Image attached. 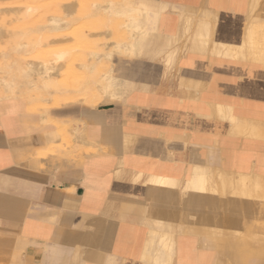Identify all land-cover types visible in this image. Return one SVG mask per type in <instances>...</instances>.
I'll list each match as a JSON object with an SVG mask.
<instances>
[{"label":"crops","instance_id":"crops-1","mask_svg":"<svg viewBox=\"0 0 264 264\" xmlns=\"http://www.w3.org/2000/svg\"><path fill=\"white\" fill-rule=\"evenodd\" d=\"M134 1L153 14V30L144 28L146 45L112 54V97L0 108V264L226 257L227 238L207 240L201 220L250 203L224 204L187 179L213 185L220 173L210 170L264 178L263 130L253 125L264 122V64L228 53L250 19L264 21V0Z\"/></svg>","mask_w":264,"mask_h":264},{"label":"rangeland","instance_id":"rangeland-1","mask_svg":"<svg viewBox=\"0 0 264 264\" xmlns=\"http://www.w3.org/2000/svg\"><path fill=\"white\" fill-rule=\"evenodd\" d=\"M129 1L0 0V108L6 105L11 109H17L21 99L26 100L27 108L32 112L47 111L51 107L78 101L94 105L100 100L98 97L103 92L99 86L103 77L107 78L108 91L113 96L115 77L111 73L110 66L112 54L130 53L137 49L136 46L139 48L140 45H146L148 42V35L143 26V13L137 14L133 11ZM30 6L36 9L34 11L27 9ZM139 27L141 29L137 30ZM246 30L251 31L253 37L256 35L255 38L260 42L264 40V21H256L252 18L248 21ZM38 39L40 42L37 45ZM59 50L69 52L67 59L52 67L54 70L52 68L45 70L41 64H48L52 54ZM229 50L230 56L238 57L233 47ZM24 67L28 69L24 70ZM243 123L250 133L251 124L247 126L245 122ZM261 178L254 179L260 181ZM253 186L250 187L252 191L247 193L248 199H243L244 203L251 204H249L250 209H246L243 213L247 220L241 216L234 221L247 222L246 228L260 225L263 228L264 211H256L255 204L262 201L264 205V184H260L258 186L260 188L257 187L259 190ZM232 194L235 197L240 195L238 191ZM225 216L231 217L228 213ZM236 244L242 247L239 241ZM262 259L264 264V255Z\"/></svg>","mask_w":264,"mask_h":264},{"label":"bare ground","instance_id":"bare-ground-1","mask_svg":"<svg viewBox=\"0 0 264 264\" xmlns=\"http://www.w3.org/2000/svg\"><path fill=\"white\" fill-rule=\"evenodd\" d=\"M27 1V0H26ZM29 1V0H28ZM129 1V0H128ZM43 2V1H42ZM131 2V9L133 11H135L137 14L139 12H141V14L144 12L145 13V19H144V28L145 29H149V30H153V14H150V11H148V8L145 7L144 9H140L138 6H136L135 1L131 0L129 1ZM140 2V1H139ZM147 2V1H146ZM149 2V1H148ZM30 3V2H29ZM64 3V2H63ZM28 4V3H27ZM123 4V3H122ZM147 5V4H146ZM148 5H150L148 3ZM28 6V5H27ZM15 7V6H14ZM113 7V6H112ZM62 8V7H61ZM119 8V7H118ZM128 8V7H126ZM125 8V9H126ZM3 9V8H2ZM13 9V8H12ZM18 9V8H17ZM29 10H35L36 8H32V6H30L29 8H27ZM93 9V8H92ZM113 9V8H112ZM111 9V10H112ZM123 9V8H122ZM130 9V10H131ZM6 10V9H5ZM20 10V9H19ZM118 10V9H117ZM16 11V10H15ZM28 11V10H27ZM122 11V10H121ZM124 11V10H123ZM122 11V12H123ZM127 11V10H126ZM132 11V13H133ZM8 12V11H7ZM58 12V11H57ZM115 12V11H114ZM120 12V10H119ZM125 12V11H124ZM131 12V11H130ZM16 13V12H15ZM19 14V13H18ZM29 14V13H28ZM87 14V13H86ZM127 14V13H126ZM135 14V13H134ZM14 15V14H13ZM143 15V14H142ZM47 16V14H46ZM49 16V15H48ZM140 16V15H139ZM77 18V17H76ZM142 18V17H140ZM35 21V20H34ZM139 22V21H138ZM40 23V22H39ZM111 24V23H110ZM137 25V24H136ZM18 27V26H17ZM21 27V26H20ZM1 28V26H0ZM3 28V27H2ZM135 28V27H134ZM35 29V28H34ZM141 28L139 27L140 30ZM136 30V28H135ZM134 30V31H135ZM260 30V29H258ZM255 31V30H254ZM145 32V31H144ZM143 32V33H144ZM140 33V32H139ZM256 34V33H255ZM148 35V34H147ZM40 36V35H39ZM63 36V35H62ZM67 36V35H66ZM260 36V35H259ZM150 37V36H149ZM256 37V35H255ZM255 37H253V33L251 31L246 30L245 31V35H244V39L243 42L241 43V45L233 47V50L235 51V54L238 55L237 58H242V59H249L251 60L252 63H263L264 64V40H261V42L256 39ZM61 38V37H60ZM148 38V37H147ZM84 39V38H83ZM82 39V40H83ZM40 39H38L37 45L40 42ZM145 41V40H144ZM263 41V42H262ZM36 42L34 43L36 45ZM42 42V41H41ZM149 42V41H148ZM134 43V42H133ZM145 43V42H144ZM47 44V43H46ZM19 45V44H18ZM235 46V45H234ZM140 47V46H139ZM32 48V47H31ZM136 48H138L136 46ZM11 51V50H10ZM230 51V50H229ZM232 51V50H231ZM42 54V53H41ZM69 52L67 50H59L56 51L52 54V59H50V61L45 64H41L44 66L45 70H48L49 68H52L58 64H60L61 62L65 61L68 57ZM233 55V54H232ZM257 61V62H256ZM67 62V61H66ZM41 63V62H40ZM18 64V63H16ZM28 64V63H26ZM39 64V62H38ZM87 64V62H86ZM95 64V63H94ZM93 64V66H94ZM2 65V64H1ZM40 65V64H39ZM48 65V66H47ZM262 65V64H261ZM17 66V65H15ZM20 66V65H19ZM29 66V65H28ZM38 66V65H37ZM61 66V65H59ZM86 66V65H85ZM18 67V66H17ZM23 68V67H22ZM87 68V67H86ZM89 68V67H88ZM28 69L27 67H24V70ZM16 70V69H15ZM19 70V69H17ZM52 70H54L52 68ZM123 70V69H122ZM57 71V70H56ZM55 71V72H56ZM11 72V71H10ZM52 72V71H51ZM54 72V74H56ZM41 73V72H40ZM49 73V72H48ZM107 73V72H106ZM112 73V72H111ZM23 74V73H22ZM108 74V73H107ZM122 74V73H121ZM126 74V73H124ZM130 74V73H129ZM46 75V74H45ZM51 75V74H48ZM47 75V76H48ZM109 75V74H108ZM10 76V75H9ZM13 76V75H12ZM20 76V75H19ZM18 76V77H19ZM52 76V75H51ZM103 76V75H102ZM101 76V77H102ZM49 77V76H48ZM113 77V76H112ZM50 78V77H49ZM9 79V78H8ZM16 80V79H15ZM80 80V79H79ZM5 81V80H4ZM9 81V80H8ZM12 81V80H11ZM19 81V79H18ZM84 81V80H83ZM94 81V80H93ZM3 82V81H2ZM14 82V81H12ZM25 82V81H24ZM71 82V81H70ZM8 83V82H7ZM80 83V82H79ZM110 83V82H109ZM4 84V83H3ZM9 84V83H8ZM21 84V83H20ZM49 84V83H48ZM82 84V82H81ZM94 84V83H93ZM96 84V83H95ZM113 84V83H112ZM10 85H12L10 83ZM26 85V83L24 84ZM46 85V84H45ZM72 85V84H71ZM84 85V84H83ZM21 86V85H20ZM57 86V85H56ZM97 86V85H96ZM100 88L103 90L101 96L98 97V99H100L99 101H101L102 99H106V98H110L112 97V95L109 93L108 91V84H107V78L103 77V79L100 81ZM9 87V86H7ZM48 87V86H47ZM81 87V86H79ZM62 88V87H59ZM68 88V87H66ZM11 89V88H10ZM9 89V90H10ZM20 89V88H19ZM24 89V88H23ZM65 88H63L64 90ZM71 89V88H70ZM78 89V86L77 88ZM76 89H72L73 91ZM99 89V88H98ZM18 90V89H17ZM28 90V89H27ZM45 90V89H44ZM43 90V91H44ZM61 90V89H60ZM8 91V90H7ZM57 91V90H56ZM100 91V90H99ZM98 91V93H99ZM111 91V90H110ZM9 92V91H8ZM11 92V91H10ZM22 92V91H21ZM16 93V92H15ZM41 95V94H39ZM8 97V96H7ZM32 98V97H31ZM95 98V97H94ZM97 99V100H98ZM35 99H32V101ZM26 101V100H25ZM74 101V100H73ZM98 101V102H99ZM69 102V101H68ZM108 102V101H107ZM66 103V102H65ZM74 103V102H72ZM53 105V104H52ZM56 106V105H54ZM215 107V106H214ZM223 107V106H222ZM30 109V108H29ZM31 110V109H30ZM37 110V109H35ZM34 111V109H33ZM230 111V110H229ZM230 114V113H229ZM215 118V117H214ZM262 121V120H261ZM260 125L262 127L263 131H260L263 133L264 136V122L263 123H259V122H253V125ZM260 129V127H258ZM257 129V128H256ZM258 130V129H257ZM257 132V131H256ZM259 132V133H260ZM261 133V134H262ZM257 136V134H256ZM212 172V173H211ZM214 172H219L220 174L215 178L213 176H211L212 178L215 179L214 184L210 185L208 177L204 176V175H200V174H196V175H192L191 178L187 179V188L190 189H197L203 192H210L212 194H216L220 197L221 202L226 204L229 203L231 201H233V199L235 200V198H239V199H248V195L247 193L252 191L250 187H253L258 189L257 187L260 184H264V179L261 178L260 181L255 180L252 176H250V174H240V173H223L219 170L216 171H211L210 170V174H215ZM208 175V174H207ZM210 176V175H209ZM216 176V174H215ZM158 181H160L161 184L163 183H167L168 179H164V178H156L154 177L153 182L157 183ZM259 190V189H258ZM234 191H238L240 193V195L238 197L233 196V192ZM257 199H260L259 197H257ZM219 200V199H218ZM219 204H221L218 201ZM237 204V203H236ZM251 205V204H250ZM217 208V207H216ZM250 208V207H249ZM213 209V208H212ZM250 211V210H249ZM195 212H197L195 210ZM216 213V212H215ZM225 211V215H226ZM204 214V213H203ZM217 214V213H216ZM230 214L231 217L227 218L225 215L223 216H215V215H209V216H203V219L201 220V229L203 230V234L204 237L212 242L218 241L221 242V244H223L221 237H225L227 238L226 240V257L223 259H220L219 264H249L250 262H252L253 264H263V259L262 256L264 255L263 253V249H264V227L262 228V226H257L254 228H246L245 224L247 222H240V223H235L234 220L240 218L241 216H243L242 218L244 220H247V217L244 214H239V213H228ZM198 217V215H197ZM257 224V222H256ZM250 239V240H249ZM250 242H249V241ZM238 241L242 244V247H238V245L236 243H238ZM224 245V244H223ZM220 245V246H223ZM241 246V245H240ZM200 247V246H199ZM218 247V246H217ZM220 248V247H219ZM222 248V247H221ZM200 249V248H199ZM190 250V249H189ZM192 252V251H191ZM188 253V252H187ZM193 253V252H192ZM204 253V251L202 252V254ZM206 253V252H205ZM206 255V254H205ZM217 256V255H216ZM215 256V257H216ZM222 257V256H221ZM192 258V257H190ZM219 258V257H218ZM195 258H193L192 260H194ZM218 261V260H217ZM216 261V262H217ZM191 262V261H190ZM194 263V262H193ZM188 264V263H187ZM190 264V263H189Z\"/></svg>","mask_w":264,"mask_h":264}]
</instances>
